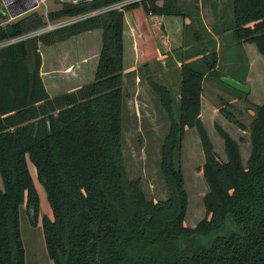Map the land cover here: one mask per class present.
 Masks as SVG:
<instances>
[{"label": "trees", "instance_id": "16d2710c", "mask_svg": "<svg viewBox=\"0 0 264 264\" xmlns=\"http://www.w3.org/2000/svg\"><path fill=\"white\" fill-rule=\"evenodd\" d=\"M116 1L120 0L62 2L47 17L74 16ZM231 2L235 39L253 42L264 57V0ZM127 12L144 66L169 52L164 50L165 35L157 47L151 29L154 24L165 30L159 16L183 18L184 39L187 13L177 0H133L0 47V264H27L21 206L32 215V223L38 212L27 159L51 209V216H42L41 227L54 264H264V99L248 101L254 112L246 125L221 98L219 111L248 129L251 146L244 162L238 140L215 123L224 143L222 159L199 116L205 71L222 86L243 93L219 79L216 52L205 53L202 66L182 62L176 112L169 88L148 76L169 119L159 158L168 196L148 197L139 179L128 177L123 162ZM46 21L33 11L0 22V41ZM95 29H100L101 38L93 78L51 94L60 84L42 77L39 45ZM191 127L199 137L207 184L202 197L205 213L193 226L184 223L188 199L179 158L185 131Z\"/></svg>", "mask_w": 264, "mask_h": 264}, {"label": "rangeland", "instance_id": "374dc122", "mask_svg": "<svg viewBox=\"0 0 264 264\" xmlns=\"http://www.w3.org/2000/svg\"><path fill=\"white\" fill-rule=\"evenodd\" d=\"M229 1L231 17L229 18L226 15L222 20V23L226 25L231 23V21L233 23L231 13L232 3L231 0ZM59 6L60 3L54 0H48L46 7L43 3H40L33 7V9L27 10L15 17L4 19L1 23L19 19L33 11L41 14L46 19L47 13ZM6 12L0 2V13L8 16ZM126 18V68L123 73L122 82L123 99L121 114L123 162L128 177L138 178L142 189L148 197L163 199L168 196V190L159 168V158L160 145L169 128V119L159 101L158 95L149 84L148 76L168 86L173 97V107L176 112L178 100L176 97L177 87L175 85V77L177 70L170 63H165L166 66H163V63L158 59L160 54L149 59L147 66L143 65L142 59H139L138 34L131 27L132 21L129 18L128 12ZM151 27L157 47H159L161 39L165 35V30L154 26V24ZM189 27L190 25L186 27V31L184 32L185 41H188L192 37V31H190ZM42 28L47 29L44 26H39L17 37L1 40L0 47L32 36L36 34L37 30ZM100 38V29H95L75 35L64 42H57L52 45H39V50L44 55L46 70L52 69L54 71L52 74L53 78L48 77V80H50L49 83L56 81L60 84L58 86L59 89L57 88L54 91L50 90L51 94L82 85L93 78V69L100 49ZM199 64L195 63L198 66ZM212 79L216 78L213 75L205 78V86L208 87L207 81H211ZM261 79H259L261 84L258 86L257 93L252 95V99L257 103H261L264 99V80L260 81ZM219 92L223 93V99L225 101L230 96L228 92L222 89ZM215 100L218 107L223 104V100H219L218 98H215ZM248 101V99L245 100L240 97L237 102L231 105L229 103L225 104V108L246 125H248L254 112ZM220 113L223 119L229 122L225 127L218 120H210L206 124V129L213 141L215 150L218 152L220 158H226L223 139L215 127V123H219L232 137L238 140L242 159L246 162L251 149L248 129L240 128L231 119L227 118L223 112L220 111ZM179 158L184 174V185L188 199L184 223L193 226L204 216L205 209L202 197L207 190V184L201 170L204 156L197 131L194 127L187 128L185 131ZM27 162L34 186L38 193V212L32 223V215L28 213L24 204L21 206L20 231L25 247L26 261L27 264H54L47 254L41 227L42 216L44 214L51 216V209L46 198L44 186L37 177L33 163L30 159H27ZM0 187H2L1 176Z\"/></svg>", "mask_w": 264, "mask_h": 264}, {"label": "crops", "instance_id": "0c3cea01", "mask_svg": "<svg viewBox=\"0 0 264 264\" xmlns=\"http://www.w3.org/2000/svg\"><path fill=\"white\" fill-rule=\"evenodd\" d=\"M177 3L187 13V16L184 18V32L186 31V27L190 25L189 28L190 31H192V37L188 41H185V38L183 39L181 31V22L183 23V18L181 19L182 21H180L177 17L159 16L158 20L165 26V36L162 40L165 47L164 50H169V52L160 54L158 59L163 63V66L170 63V65L174 66L177 70L175 77L177 100L179 98V79L182 62L200 63L199 65L202 66V56L211 51H215L217 54L215 68L220 70L221 75L231 76L249 84V92H242V95L222 86L217 79L207 81V87L205 86V78L213 74H210L209 71H205L202 81L203 89L201 92L199 116L205 127L210 120H218L225 127L229 122L223 119L215 100V98L219 100L224 98L223 93L219 92V90L222 89L230 94L226 100L231 104L237 102L240 97L255 102L252 99V95L256 94L259 89L258 86L261 84L259 79L262 78L260 81L264 80V57L257 50L253 42H237L233 33L232 21L228 25L222 23L226 15L229 18L231 17L229 0H177ZM9 16L0 13V22ZM183 40L184 43L181 48L171 50L172 47L180 46ZM42 61V77L48 78L50 76V78H53L52 74L54 71H52V69L47 71L46 67L44 68V58ZM213 77L215 76L213 75ZM242 78H244V80H242Z\"/></svg>", "mask_w": 264, "mask_h": 264}, {"label": "built area", "instance_id": "2783aa9c", "mask_svg": "<svg viewBox=\"0 0 264 264\" xmlns=\"http://www.w3.org/2000/svg\"><path fill=\"white\" fill-rule=\"evenodd\" d=\"M34 1H35V6L40 4V3H43L45 5V7H46L47 2H48V0H34ZM54 1L57 2V3H62V2H73V3H76V2H79V1H83V0H54ZM129 1H133V0L116 1V2L110 3L108 5H105V6H102V7L87 11V12H83V13H80V14H77V15H74V16H68V17L59 18V19H56V20H50V19H48V17H46L47 21H46V24L43 25V26L46 27L48 30H50V29H53L55 27H59V26L71 23L73 21L82 19L84 17L90 16L92 14L98 13L100 11H104V10L111 9V8H121L123 4H125V3L129 2ZM47 29H43L42 28L40 30H37L36 34L44 32V30L46 31ZM36 34H34V35H36ZM15 37H17V36H15ZM12 38H14V37H12Z\"/></svg>", "mask_w": 264, "mask_h": 264}, {"label": "water", "instance_id": "95a60500", "mask_svg": "<svg viewBox=\"0 0 264 264\" xmlns=\"http://www.w3.org/2000/svg\"><path fill=\"white\" fill-rule=\"evenodd\" d=\"M3 2L5 3L7 9H8V13L10 15V17H15L31 8H33L35 6V1L32 0V2L30 4L24 5L21 8H19L16 11H13L12 9L9 8V5L7 3V0H3ZM220 80L223 81L224 83H226L227 85L236 88L237 90L243 92V93H248L249 92V84L245 81H241L238 80L234 77L231 76H227V75H221Z\"/></svg>", "mask_w": 264, "mask_h": 264}, {"label": "flooded vegetation", "instance_id": "af4514ba", "mask_svg": "<svg viewBox=\"0 0 264 264\" xmlns=\"http://www.w3.org/2000/svg\"><path fill=\"white\" fill-rule=\"evenodd\" d=\"M0 2L2 3V5L5 8V10L7 11L6 13L8 14V9H7L6 5H5V3L3 2V0H0ZM31 2H32V0H7L9 8L12 9L13 11L18 10L22 6L30 4ZM31 9H33V8H31ZM8 16H9V14H8Z\"/></svg>", "mask_w": 264, "mask_h": 264}]
</instances>
